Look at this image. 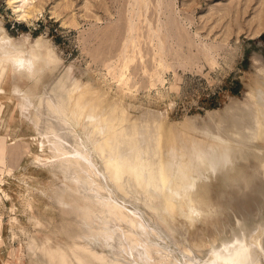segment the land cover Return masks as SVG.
I'll use <instances>...</instances> for the list:
<instances>
[{
  "label": "rangeland",
  "instance_id": "rangeland-1",
  "mask_svg": "<svg viewBox=\"0 0 264 264\" xmlns=\"http://www.w3.org/2000/svg\"><path fill=\"white\" fill-rule=\"evenodd\" d=\"M15 1L0 0V25L13 45L34 53L37 66L31 77L13 69L10 80L14 97L32 93L30 109L9 99L0 109V264H60L59 257L70 264H182L229 236L238 220L264 213V168L254 156L239 163L248 181L242 187L214 174L206 208L217 212L165 211L135 179L113 178L110 145L86 121L76 132L69 128L71 108L58 111L56 91L71 69L102 126L106 118L141 127L157 118L164 137L209 145L231 105L239 116L251 95L264 91V0H30L31 17H21ZM46 131L63 133L69 150L80 142L90 150L98 174L80 159L79 191L58 170L71 156L60 161ZM59 196L93 205L91 225H81L86 211L70 212ZM103 197L126 215L108 206L98 212ZM132 216L149 229L134 226ZM108 228L112 238L104 240ZM128 245L140 253L137 262Z\"/></svg>",
  "mask_w": 264,
  "mask_h": 264
},
{
  "label": "bare ground",
  "instance_id": "bare-ground-1",
  "mask_svg": "<svg viewBox=\"0 0 264 264\" xmlns=\"http://www.w3.org/2000/svg\"><path fill=\"white\" fill-rule=\"evenodd\" d=\"M29 1H15L19 3L21 17H31L34 14V10L27 9ZM0 31L5 33V36L0 38V63L7 62V67L3 71L4 80L0 83V109L9 99L13 103L18 102L22 111L23 109L29 110L34 103L32 93L25 91L20 97H14L10 80L14 77L13 69L29 77L36 73L37 63L34 53L13 45L1 25ZM259 69L264 74V67H259ZM83 89L86 87L83 88L71 69H68L56 84L57 95L60 99L57 104L58 111L62 114L65 106L71 108L68 117L71 124L69 128L76 132V126L84 125L83 122L86 121L85 124L89 123L98 129V133L105 138V145H110L107 161L111 167L113 178L116 181L125 176L135 179L136 184L147 191L148 199H162L167 212L175 211L181 207L182 212L189 216L199 215L203 212L213 214L217 212V209L207 208L210 207L209 186L215 173L220 172L225 181L242 187L248 184V181L245 179L246 172L242 166H239V163L244 160L249 162L250 158L254 156L258 159V164L264 168V91L252 94L246 105L248 109L243 108L242 114L239 116L232 113L235 105H231L226 111L223 121L213 130L212 142L205 145L203 142L191 143L189 139L177 142L173 137L176 135L173 134L170 137H164L163 123L157 118L148 121L143 127L121 124L120 120L125 119L117 120L116 118L117 121H115L114 118H103L105 119L103 123L106 122L107 125L102 126L99 124L102 122L98 120V115L94 114L96 115L94 117L92 114L97 112V106H90L91 102L88 100L86 102V91ZM39 103L42 104V98ZM87 111H90L93 116L88 114L89 117H86ZM4 121L5 124H10L8 116H5ZM38 122L39 116L37 115L36 123ZM49 134L50 132L47 131L44 133L48 142L57 147L55 156L60 161L66 160L67 155L71 156L67 161V167L58 170L63 172L67 178H71L79 191L80 185L85 182L81 174L78 173V167L82 166L80 159L85 162L87 167H92V173H95L94 169L97 171L90 150L87 149L84 142H80L78 147L72 146L69 150L65 146L63 133L54 131L53 136H49ZM2 141L4 142V140ZM255 149H260L261 153H257ZM101 150H105L104 146ZM76 159L79 161H75ZM258 172L260 170H257ZM89 177L93 179L91 173ZM0 189L3 190L1 186ZM59 197L62 205H67L70 212L81 215L86 211L84 223L81 225H91L86 218L93 220L92 213L95 212L93 205L79 206L76 199L69 203L64 196ZM97 202L96 205H99L97 210L101 214L108 206L110 209H116L117 213L126 215L122 206L112 205L108 198L103 197ZM135 216L131 217L133 225H142V232L148 230L149 226H145L142 220ZM112 231L108 228L104 233H101L100 237H103L104 240L110 239ZM229 233L230 235L225 239L207 249L203 256L187 257L185 261L180 260L181 263L264 264V213L253 216L249 222L238 220L237 226ZM128 248H131L134 262H137L139 258L137 256L140 253H135V249L130 245ZM66 258L59 257V263L70 264Z\"/></svg>",
  "mask_w": 264,
  "mask_h": 264
},
{
  "label": "trees",
  "instance_id": "trees-1",
  "mask_svg": "<svg viewBox=\"0 0 264 264\" xmlns=\"http://www.w3.org/2000/svg\"><path fill=\"white\" fill-rule=\"evenodd\" d=\"M264 34H262L261 36H263ZM239 84V83H238Z\"/></svg>",
  "mask_w": 264,
  "mask_h": 264
}]
</instances>
